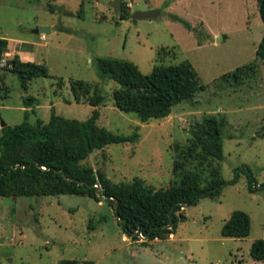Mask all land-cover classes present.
I'll return each instance as SVG.
<instances>
[{
	"label": "rangeland",
	"instance_id": "obj_1",
	"mask_svg": "<svg viewBox=\"0 0 264 264\" xmlns=\"http://www.w3.org/2000/svg\"><path fill=\"white\" fill-rule=\"evenodd\" d=\"M123 6L132 13L157 9L159 15L121 19ZM257 9V0H0V34L30 40L10 43L30 46L34 62L45 63L51 75L33 78L25 91L15 74L6 72L2 78L1 61L0 135L2 122L14 126L24 120L25 96L35 97L28 111L32 123L47 122L52 108L66 118L86 119L93 107L76 103L69 86L70 79H81L102 87L106 102L98 107L100 126L129 135L139 125L136 142L96 149L82 165L114 182L140 177L154 190L178 183L174 160L206 179L210 167H197L195 160L179 153L189 144L190 126L215 115L222 125L223 158L211 166L219 168L225 181L218 199L202 197L180 209L185 220L174 233L143 241L124 234L104 199L74 194L0 197V264H59L65 259L93 264H264L250 252L254 240L264 239V190L258 189L264 184V63L258 62L256 73L242 84L222 78L255 59L263 35ZM170 13L197 30H189ZM40 27L50 28L42 33L44 39L33 32ZM100 56L131 60L145 74L158 64L189 60L207 87L175 105L167 117L141 123L114 105L112 92L118 84L99 77L95 59ZM248 174L257 184H252L254 192ZM234 210L250 216L246 237L221 234Z\"/></svg>",
	"mask_w": 264,
	"mask_h": 264
},
{
	"label": "trees",
	"instance_id": "obj_2",
	"mask_svg": "<svg viewBox=\"0 0 264 264\" xmlns=\"http://www.w3.org/2000/svg\"><path fill=\"white\" fill-rule=\"evenodd\" d=\"M257 8L263 23V35L256 48L253 61L236 67L222 75L233 85L244 83L253 76L258 62L264 63V0H257ZM132 12L122 7L121 19ZM189 30L196 31L188 21L170 13ZM8 41L0 38V62L7 51ZM95 67L101 79H111L118 84L112 92L114 105L121 111L133 113L141 123L153 118H165L173 107L184 100H192L207 85L200 82L198 73L189 60L179 63L158 64L145 74L131 60L100 56ZM4 74H15L26 91L29 82L36 77H51L45 63L23 61L14 55L2 67ZM70 90L76 103H88L93 107L84 120L66 118L52 108L47 122L28 120L34 96H25V118L14 126L2 127L0 135V197H38L74 194L88 196L96 201H108L118 217L124 234L137 240L142 233L147 240L164 238L174 233L180 221L185 220L180 211L196 204L202 197L218 199L224 179L219 168L211 166L213 160H222V125L215 115H206L189 128L191 137L185 150L179 155L196 161L197 167H210L207 178L197 171L185 170L184 162L174 160L173 172L178 183L168 188L151 189L140 177L129 181H112L106 174L82 165L94 150L110 144L134 143L138 140L139 125L129 135L118 134L98 124L99 109L106 99L102 87L81 79H70ZM249 189L255 191L254 178L248 174ZM236 182V179L231 181ZM255 185V188L252 187ZM258 189L264 190V184ZM114 199L116 201L114 205ZM180 211V213H177ZM172 224L167 227L169 217ZM251 220L248 213L234 210L224 222L221 234L226 237L249 235ZM145 242H143L144 244ZM251 256L264 260V239L252 242ZM59 264H93L76 259L61 260Z\"/></svg>",
	"mask_w": 264,
	"mask_h": 264
},
{
	"label": "crops",
	"instance_id": "obj_3",
	"mask_svg": "<svg viewBox=\"0 0 264 264\" xmlns=\"http://www.w3.org/2000/svg\"><path fill=\"white\" fill-rule=\"evenodd\" d=\"M0 38H5L8 41L7 51L5 52L4 57H3L2 60H5V62H6V60L12 58L14 55H17L23 61H34L33 53H32L33 51H31L30 46L29 47H23L22 46L21 48H19L18 46L14 45L15 43H18V44H29V43H32V42H30V40L21 39V38L7 37L5 34H0ZM10 42H13L14 44H11ZM2 65H3V63L0 62V66H2ZM27 110H30V108H28ZM123 237L125 239L127 238L126 236H123ZM10 240L14 241L12 237H10ZM18 242L20 244H22V240H18Z\"/></svg>",
	"mask_w": 264,
	"mask_h": 264
},
{
	"label": "water",
	"instance_id": "obj_4",
	"mask_svg": "<svg viewBox=\"0 0 264 264\" xmlns=\"http://www.w3.org/2000/svg\"><path fill=\"white\" fill-rule=\"evenodd\" d=\"M105 1V0H103ZM159 15V10L157 9H148V10H142V11H135L131 14L130 17H128V20H132V19H143V18H147V19H151L154 18L156 16ZM34 33L36 34H42L45 32H49L50 28L47 27H40V28H36L33 30ZM217 39H219L217 37ZM7 124L5 122H2V127L6 126ZM116 201L114 199V205H115ZM120 220V219H119ZM172 224V218L171 216L169 217V223L167 224V227H170Z\"/></svg>",
	"mask_w": 264,
	"mask_h": 264
},
{
	"label": "built area",
	"instance_id": "obj_5",
	"mask_svg": "<svg viewBox=\"0 0 264 264\" xmlns=\"http://www.w3.org/2000/svg\"><path fill=\"white\" fill-rule=\"evenodd\" d=\"M128 5L131 6L130 3H128ZM41 38L44 39V38H45V35L42 34V35H41ZM145 238H146V237H145L142 233H140V232L137 233V240H142V239H145ZM142 241H143V240H142Z\"/></svg>",
	"mask_w": 264,
	"mask_h": 264
}]
</instances>
